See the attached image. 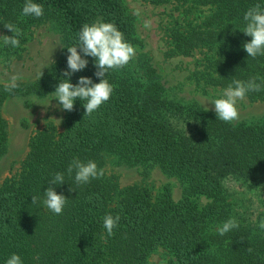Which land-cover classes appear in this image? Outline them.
<instances>
[{
	"label": "trees",
	"instance_id": "1",
	"mask_svg": "<svg viewBox=\"0 0 264 264\" xmlns=\"http://www.w3.org/2000/svg\"><path fill=\"white\" fill-rule=\"evenodd\" d=\"M142 1L172 7L167 56L199 53L197 83L224 89L232 79L264 81V55L248 57L243 45L251 37L242 32L246 10L264 6V0ZM24 2L0 0L1 36H13L4 27L9 23L22 31L18 48L0 41V59L19 58L32 30L44 25L58 36L62 54L41 76L17 82L11 92L0 84V159L7 152L1 114L7 99H23L28 108L53 97L62 79L99 83L92 57H83L88 61L83 70L62 75L68 71L66 48L76 44L83 24L114 23L127 42L141 44L123 0H33L43 5L39 18L21 14ZM105 78L115 86L110 99L90 116L84 101H74L65 131L57 134L49 124L33 134L19 170L1 183L0 264L13 253L22 264H146L158 248L172 255L168 264H264V231L257 227L264 215L251 221L244 202L225 184L230 179L251 189L264 187V115L232 123L216 119L215 112L169 93L145 55ZM245 98L264 104V85ZM73 158L95 161L104 176L77 185L75 173L66 171ZM108 159L114 167H157L177 179L181 199L174 201L168 187L156 195L144 186L120 187L115 176L106 175ZM56 172L64 173V183L51 186L68 200L60 215L41 202ZM33 195L41 197L36 204ZM106 214L120 216L111 237L103 227ZM229 218L239 227L220 236L216 226Z\"/></svg>",
	"mask_w": 264,
	"mask_h": 264
},
{
	"label": "rangeland",
	"instance_id": "2",
	"mask_svg": "<svg viewBox=\"0 0 264 264\" xmlns=\"http://www.w3.org/2000/svg\"><path fill=\"white\" fill-rule=\"evenodd\" d=\"M123 3L133 18L136 37L140 45L136 46V55H145L151 60L161 77V82L167 91L183 100L198 103L203 109L214 111L211 101L218 98L221 88L204 86L195 81L194 71L200 69L199 53L193 57H168L170 49L166 28L169 25V14L172 7L168 5L153 6L142 0H123ZM150 27L145 28V22ZM3 32H0V36ZM62 54V46L58 36L44 25L32 30L29 41L19 58H12L7 63L0 59V84L6 85L12 76H18L17 82L31 81L46 71ZM135 55V56H136ZM53 97L41 101H32L30 107H25L23 99L11 97L7 99L1 114L7 124L8 142L7 152L0 159V185L5 178L14 175L20 168L22 161L28 153L29 140L37 131L51 124L57 134L66 129L67 115ZM239 119L235 122L264 115V104L251 102L247 98L238 101ZM60 123L57 126V122ZM113 161L108 159L105 165L106 175L117 178L120 187L139 185L150 189L152 194L160 193L168 187L171 197L178 201L182 197V187L176 178L161 172L157 167L150 170L143 168L114 167ZM226 186L243 208L247 207L250 220L256 222L258 216L264 215V187L251 189L228 179ZM235 199V198H233ZM207 200L201 199L205 204ZM172 255L165 249L158 248L148 258L146 264H168Z\"/></svg>",
	"mask_w": 264,
	"mask_h": 264
},
{
	"label": "clouds",
	"instance_id": "3",
	"mask_svg": "<svg viewBox=\"0 0 264 264\" xmlns=\"http://www.w3.org/2000/svg\"><path fill=\"white\" fill-rule=\"evenodd\" d=\"M21 14L39 18L43 16L44 8L43 5L34 3L33 0H25ZM243 21L245 26L242 32L244 35L251 37L250 42L243 45L244 51L251 58L264 55V6L260 3L250 6L243 15ZM4 27L11 31L13 36H0L3 45L13 48L20 47L21 29L10 23L4 25ZM144 27H150V22L146 21ZM66 49L68 53V71L62 73V75L67 77L72 73L83 70L88 64V61L83 57H92L95 61L94 67L97 69L94 74L99 79V83H93L87 77H80L76 85H73L67 79H62L50 95L59 102V105L65 111H72L74 101L77 99L84 101L82 105L85 115L90 116L110 99L114 91L115 86L105 78L106 74L109 71L126 67L134 59L136 48L125 40L124 34L117 29L114 23L97 21L91 24H83L77 33L76 44ZM41 74L42 71L40 76ZM19 79L18 76H12L6 84L5 90L11 92L18 87L17 81ZM258 80H260L258 76L250 77L247 81L232 79L218 98L211 101L216 119L225 123L237 121L239 119L238 101H243L249 92L261 91L264 81L257 83ZM55 121L58 126L60 121ZM66 171L69 176L75 173L74 179L77 185L87 184L93 179H100L104 176V169L98 168L95 161H81L79 158H73ZM63 183L64 173L56 172L49 181L50 186L44 191L41 201L49 211L56 215L62 214L68 200L62 194H57L51 185H61ZM31 199L32 204H36L38 200H41V197L33 195ZM102 219L107 236L111 237L114 235L113 230L118 226L120 216L106 214ZM238 227L239 224L236 219L229 218L222 225H217L216 231L220 236H224ZM257 227L264 231V218L259 220ZM247 251L251 253L252 248L249 247ZM35 259L39 260V256ZM5 264H22V260L18 254L13 253L5 260Z\"/></svg>",
	"mask_w": 264,
	"mask_h": 264
}]
</instances>
